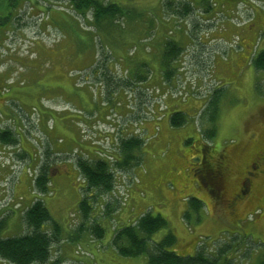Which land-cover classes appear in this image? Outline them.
<instances>
[{"label":"rangeland","instance_id":"obj_1","mask_svg":"<svg viewBox=\"0 0 264 264\" xmlns=\"http://www.w3.org/2000/svg\"><path fill=\"white\" fill-rule=\"evenodd\" d=\"M102 1L121 6L127 14L117 21L105 17L92 20L89 15L75 13L67 0H0V127H8L16 133L18 143L23 138L21 147L0 143V237L20 234L23 210L36 197L45 203L52 201L50 215L55 221L62 226L69 223L70 229L75 225L81 182H77V175L71 180V170L64 164L72 163V159L61 155L53 165L49 164L50 176L52 174L55 180L70 179L68 185L56 186L54 196L53 192L39 196L32 179L34 166L43 160V148L46 143L49 145L44 132L52 121L44 123L46 109L55 103L59 107L65 104L61 103L60 93L87 85L97 101L110 102L111 97L122 90L125 101L127 97L130 102L135 94L137 100L142 97L144 102L137 109L113 104L102 119L93 118L91 125L96 127L95 137L90 139L83 134L81 137L94 147L98 145L93 143L99 142L101 147H98L100 151H94L95 158L104 159L105 155L120 160L118 143L122 138L142 132L146 136L154 134V137L148 143L144 137L147 145H142V162L138 166L128 168L127 173L117 171V185L110 194L120 200V209L133 208L127 218L120 209L109 218L103 216L104 200L109 199L110 194L104 196V200L98 199L91 215L94 219L100 215L105 229L103 237L96 239L88 234L80 244L73 243V255L79 260H69L62 254L61 241L52 248V255L65 264H79L82 260L89 264H142L145 256L122 257L106 237L128 219L150 212L159 213L167 221V226L152 236L153 241L172 232L176 238L174 249L180 254L193 256L199 250L209 257V254H220L225 247L223 261L226 258L231 259V264H258L264 253L263 182L253 183L252 193L258 201L240 206L241 220L231 223L234 218L228 214L223 199L211 194L212 186L203 185L204 176L194 174L190 168L195 162L201 164L204 152L215 156V151L226 147L231 151L235 149L241 170L240 152L245 147L250 151L254 146L248 145L247 135L252 136L260 121L252 116L264 108V71L255 69L252 59L264 50V0ZM186 1L192 3L197 13L175 14L173 11ZM208 17L211 20H207ZM194 19L204 26L193 27ZM135 20L143 22L145 29L148 27L149 37L145 42L154 41V48L160 47L158 54L152 47L149 54L142 49L144 41L142 44L137 41L142 34L138 35L139 29L132 24ZM216 27V32L207 34ZM189 34L195 38L190 39ZM169 40L184 47L178 56L182 64L178 62L173 66V75L163 86L167 96L175 95L166 100L173 99L179 106L168 104L160 110L164 113L162 116L155 112L159 126L151 132L143 128L148 120L137 125L141 118H147V113L158 110L155 106L157 94L147 84L151 76L143 80L148 69L151 71L159 60L163 44ZM138 77L142 78L138 80ZM132 81L135 84H131ZM137 82L147 88V96H140L136 89L126 96L127 89L131 92ZM215 88L220 91L216 114L211 120L207 107L199 109ZM118 97L123 98L121 94ZM179 98H183L182 101ZM192 99H200L201 105L195 106ZM121 106L123 108L118 110ZM73 109L64 106V110L77 113ZM173 110L186 112L187 120L183 125H170L168 113ZM84 125L80 121L79 129L88 130L90 134L91 128ZM23 151L28 154H22ZM189 197L199 199L202 208L189 210L185 215ZM61 240L68 239L61 236ZM91 242L97 243L94 249L89 244L82 246ZM0 264L8 263L0 259Z\"/></svg>","mask_w":264,"mask_h":264},{"label":"trees","instance_id":"obj_2","mask_svg":"<svg viewBox=\"0 0 264 264\" xmlns=\"http://www.w3.org/2000/svg\"><path fill=\"white\" fill-rule=\"evenodd\" d=\"M70 7L77 14L89 15L92 20L98 17H105L110 21H117L127 14L126 10L114 3H104L102 0H67ZM9 3L6 4V7ZM194 11L189 2L181 3V8L175 14L188 16ZM194 22V20H193ZM193 26L197 28L194 22ZM183 48L175 41H165L160 61L162 63V78L167 82L173 75V66L179 62V53ZM181 63V62H179ZM252 64L258 71L264 70V50H262L252 60ZM164 65V66H163ZM148 73V71H147ZM142 77H138L140 80ZM146 78V76H145ZM144 78V79H145ZM137 80V81H138ZM114 86L113 82L110 85ZM220 90H216L207 102V111L214 120L217 109V96ZM217 93V94H216ZM139 94V93H138ZM141 96V94H139ZM216 96V97H215ZM142 97L136 98V109L141 108ZM187 120L185 113L173 111L169 115V123L173 127L183 125ZM0 142L4 144H16L13 133L8 130H0ZM190 143V139L188 141ZM118 153L120 160L113 162L95 157L86 158L76 155L73 164L79 176L84 180V185L80 187V199L77 203V221L70 231L75 233L86 232L96 239L103 237L105 229L100 222V215L97 219L91 217V213L98 203V199L104 200V196L112 193L116 181L117 171L127 172L128 168L138 166L142 162V145L144 140L136 135L122 138L118 143ZM43 160L37 167V174L32 180L35 192L41 196L49 193V169L50 165L59 156L51 155L46 147L43 148ZM122 169V170H119ZM125 172V173H126ZM94 190L95 193H89ZM187 211L199 210L202 203L199 199L189 197L187 200ZM103 216L111 217L119 208L120 200L111 194L109 199L104 200ZM21 222L23 230L20 234L10 237H0V259L8 264H65L59 257L52 255V248L61 241L62 227L55 221L44 202L38 197L23 210ZM47 224L48 227H44ZM167 226V221L159 213L153 215L150 212L142 213L132 223L121 225L112 232L110 243L113 249L122 257L135 258L145 256L142 264H231V259L223 261L222 255L225 247L220 254H209L196 250L193 256L183 255L175 251L176 238L172 232H168L161 240L153 241L152 236L159 230ZM0 222V230H1ZM222 259V260H221ZM84 264V263H80ZM258 264H264V253L261 255Z\"/></svg>","mask_w":264,"mask_h":264},{"label":"crops","instance_id":"obj_3","mask_svg":"<svg viewBox=\"0 0 264 264\" xmlns=\"http://www.w3.org/2000/svg\"><path fill=\"white\" fill-rule=\"evenodd\" d=\"M133 25H136L135 27L138 28L139 30L137 31V34L139 35L142 34V36L138 37V42L141 43L142 41H144L143 44V48L145 49L146 53L149 54L150 52V47H152V51L157 52V54L160 51V47H156L154 48V41H149V42H145L146 38L149 37L147 35V29H145V24L141 21H137L135 20L133 23ZM141 25V26H140ZM140 29H142L140 31ZM149 31V30H148ZM130 32L132 33V31L130 30ZM142 44V43H141ZM149 45V46H147ZM153 45V46H152ZM147 49V50H146ZM162 52V50H161ZM161 54V53H160ZM160 58L159 60L156 62V64L151 68V79L148 81V85L154 86V85H158L160 82V76H161V72H162V67L161 66V61ZM148 71L150 72V69H148ZM85 86V87H84ZM82 88H78V89H73L72 91L65 93L62 92L59 95L62 98V106H60L62 108V110H60L61 108L57 105V103L53 104L51 106L50 109H46V120H44V123H48L50 121L51 125L45 130L44 134L46 135L47 140L49 141V145H47L46 143V148L48 149V151L51 153V155H60V154H65V153H70L73 150L77 149L80 153H86L87 155H89V157H95L94 155V151L97 150L96 147L92 146L88 141H84L81 137V133H80V129H79V122L82 121V123L85 124H89L88 126H92L91 122L93 121V119H88L87 122V118L84 117L81 114H77L74 112H70L68 110H64V106H69V107H73L77 110L83 111L84 113L87 114H92L95 115L96 117H98L99 119L103 118L104 113L106 112V110L112 106L113 104L115 105L116 102H119L121 105H126V101L124 98V92L122 90L118 91L119 93L116 94L115 97H111V101L108 102V106H101L100 103H102V100H94L92 98V94L91 91L88 87H86L87 85H84ZM122 95V99L119 98V95ZM117 100V101H116ZM191 102H193V104L196 106L197 104L201 105L200 100H190ZM60 103V104H61ZM166 105L169 104V106L172 105V107H178L179 103H176L175 100L172 99H168L165 101ZM118 107V106H117ZM123 108V106L119 107L118 110H121ZM176 111V110H173ZM171 111V112H173ZM157 114H160L161 116L164 115V113L161 114V112H159L158 110L156 111ZM170 112V113H171ZM170 113H168V118ZM79 121V122H78ZM159 126V120H148L145 122L143 128H145V130L147 131H154V128L156 126ZM149 137V140L154 137V134H147ZM23 139V138H22ZM22 139L20 140V142L22 141ZM148 140V141H149ZM25 140H23L24 142ZM147 141V143H148ZM19 142V143H20ZM146 143V145H147ZM145 145V146H146ZM19 146L21 147V143L19 144ZM26 150V149H25ZM24 154H28L26 153V151H23ZM91 153V154H90ZM39 162L37 161V163L35 164V168L39 166ZM66 164L69 169L71 170V180L74 179V177L77 174V171L75 169V167L71 164V163H64ZM34 168V169H35ZM59 173H62L59 170ZM50 176V173H49ZM70 179H66V178H59L58 180H55L51 174L50 176V184H49V190L52 193L53 192V196L55 195L54 190H56V186L58 185H62V186H66L68 185ZM45 206L47 207L48 211L50 212L51 210V204L52 201H50L51 204H49V202L46 203L45 201H43ZM48 203V205H47ZM50 207V208H49ZM122 207L123 213L125 214L126 218L127 215L133 210L132 207L130 208H125ZM119 210V211H120ZM138 216H136L137 218ZM136 218H130L127 220V222H125L124 224L121 225H126L129 223H132ZM60 224V223H59ZM69 224V223H67ZM64 224L62 227V236H64L66 239H68L66 242H63V240H61L60 245H63L62 247V254L68 258L69 260H79L78 257L73 255V250L74 247L72 246L73 243H81L82 239L88 238V234L86 232H82V233H75L73 231H70L71 229L68 228L69 225ZM105 234V233H104ZM71 235V236H70ZM112 235V233H111ZM111 235L109 234L106 238L109 240L111 239ZM92 246L91 249H94V245H96L97 243L95 242V244L93 242L91 243H87V244H83L84 245H88ZM59 245V244H58ZM85 247V246H84ZM71 262H75V261H71ZM70 262V263H71ZM80 263H84V264H89L87 263L85 260H82V262Z\"/></svg>","mask_w":264,"mask_h":264},{"label":"flooded vegetation","instance_id":"obj_4","mask_svg":"<svg viewBox=\"0 0 264 264\" xmlns=\"http://www.w3.org/2000/svg\"><path fill=\"white\" fill-rule=\"evenodd\" d=\"M262 26L264 27V25ZM260 117L264 118V108H260L256 115L252 116V119L260 121L254 127L255 137H252L253 134L252 136L247 135L248 145L254 146L250 151H247V147H245L240 152L241 170L238 168L235 149L231 151L226 147L215 151L217 152L215 156L204 152L201 164L195 162L190 168L194 174L199 173L204 176L205 182L204 184L200 182L201 184L214 187L209 190L211 194L223 199L228 214L234 218L231 223H238L241 220V213L238 211L240 206L246 207L258 201L252 193L253 183L261 180L264 184V119L262 120ZM199 150L203 153L202 146ZM261 200L264 201V195Z\"/></svg>","mask_w":264,"mask_h":264}]
</instances>
